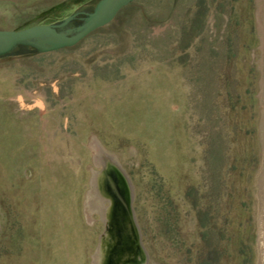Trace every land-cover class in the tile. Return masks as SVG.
I'll return each instance as SVG.
<instances>
[{
    "label": "rangeland",
    "instance_id": "rangeland-1",
    "mask_svg": "<svg viewBox=\"0 0 264 264\" xmlns=\"http://www.w3.org/2000/svg\"><path fill=\"white\" fill-rule=\"evenodd\" d=\"M98 1L0 0V31L74 35ZM94 144L144 264H264V0H134L76 47L1 57L0 264H95Z\"/></svg>",
    "mask_w": 264,
    "mask_h": 264
},
{
    "label": "water",
    "instance_id": "water-1",
    "mask_svg": "<svg viewBox=\"0 0 264 264\" xmlns=\"http://www.w3.org/2000/svg\"><path fill=\"white\" fill-rule=\"evenodd\" d=\"M132 1L134 0H99L88 21L74 35L61 33L59 31L61 27L57 26H36L22 31H0V58L9 55L18 46H30L39 53H52L76 47L88 36L114 21L117 14ZM120 174L124 182H122L124 192L127 191L124 195L128 202L132 188L124 173L120 171ZM129 209L131 210L129 203L128 207H123V210L116 208L110 225V236L116 245L112 248L111 258L115 259L117 264H135L140 254L142 258L145 255L133 212Z\"/></svg>",
    "mask_w": 264,
    "mask_h": 264
},
{
    "label": "bare ground",
    "instance_id": "bare-ground-1",
    "mask_svg": "<svg viewBox=\"0 0 264 264\" xmlns=\"http://www.w3.org/2000/svg\"><path fill=\"white\" fill-rule=\"evenodd\" d=\"M35 106L38 108L41 107V104L37 103ZM45 115L47 114L44 108L41 118H43ZM92 149H93V167L95 170L92 172V179L90 180V191L87 195L86 208L88 209L89 214L96 213L97 215H100L102 217L103 222H105L106 220L111 222V218L113 217V213L116 208L123 210V207H128V203H129V208L131 205V210H132V203L134 199L133 190L131 189L132 190V194H130L131 198L128 197V202H127L125 196L127 194V191L125 189L126 192H124V187L122 185L123 178L120 174L121 169L119 168L116 160L110 155H108L98 144H94ZM261 194L264 200V186L261 191ZM131 210L129 209V211ZM262 210L263 213H261V218H260V236H262V234L264 236V209ZM261 241L262 243L260 245L264 250V237L261 239ZM110 244L106 245L105 248L104 243L101 241L100 246L97 249V253H96L97 255L95 256V261H96L95 264H100L101 255L103 256L104 253H105L104 264H117L116 260L111 258V253H110L111 247H114L116 245L113 242H111ZM262 257L264 259V253ZM145 260H146V256L143 255L142 258L140 254V256H138V258L136 259L135 264H141V263L144 264L146 263Z\"/></svg>",
    "mask_w": 264,
    "mask_h": 264
},
{
    "label": "flooded vegetation",
    "instance_id": "flooded-vegetation-1",
    "mask_svg": "<svg viewBox=\"0 0 264 264\" xmlns=\"http://www.w3.org/2000/svg\"><path fill=\"white\" fill-rule=\"evenodd\" d=\"M36 26H48V25H36ZM36 26H34V27H36ZM28 29V28H27ZM60 31V30H59ZM61 32V31H60ZM61 33H63V32H61ZM99 216V218H100V222L103 224V226L105 227V232L102 234V236H101V238H100V240H99V245H98V248H99V246H100V243H101V241L104 243L105 242V247H106V245H109L111 242H113L112 241V238H111V236H110V225H111V223L113 222V219L111 218V222L110 221H108V220H106L105 222H103V220H102V217L100 216V215H98ZM128 218V217H127ZM110 219V218H109ZM129 220V219H128ZM111 245V244H110ZM112 246V245H111ZM112 248L113 247H111V249H110V253H112Z\"/></svg>",
    "mask_w": 264,
    "mask_h": 264
}]
</instances>
